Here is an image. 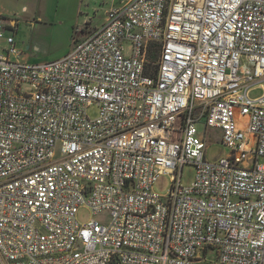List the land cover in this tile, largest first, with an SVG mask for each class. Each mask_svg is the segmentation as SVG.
I'll use <instances>...</instances> for the list:
<instances>
[{
  "label": "built area",
  "instance_id": "built-area-1",
  "mask_svg": "<svg viewBox=\"0 0 264 264\" xmlns=\"http://www.w3.org/2000/svg\"><path fill=\"white\" fill-rule=\"evenodd\" d=\"M11 31L0 16V264H264V0H128L43 63Z\"/></svg>",
  "mask_w": 264,
  "mask_h": 264
},
{
  "label": "rangeland",
  "instance_id": "rangeland-1",
  "mask_svg": "<svg viewBox=\"0 0 264 264\" xmlns=\"http://www.w3.org/2000/svg\"><path fill=\"white\" fill-rule=\"evenodd\" d=\"M104 0H84L83 13L76 18L75 25H67V27H60V24L55 23V30H51L50 24L35 23L32 25L29 15L25 13H18L10 17L2 18V22L5 26H11L10 20L15 18L17 20V29L13 28L11 33L14 35L18 47L24 50V53L33 63H43L48 61H54L60 59L69 54L75 47L74 39L81 38L82 30L85 29V18L87 14H90L91 20H89L88 26L90 28H99L107 15V10L110 8H117L122 6L127 0H116L115 4H112L109 0L108 3H103ZM91 9H89V8ZM93 8L97 10L92 11ZM38 22V20H37ZM40 25H43L42 27ZM92 31V29H90ZM89 31V32H91ZM264 88V81L260 83ZM264 94V90L256 89L252 92L253 97L261 96ZM87 115L91 119H96L99 116V108L97 106L91 107L87 111ZM198 130L200 133H205V124L203 122L198 124ZM212 145L208 150V157L211 160L219 156H225L228 150L219 140V131L211 130ZM173 171H167L166 174L159 176L153 187V191L160 196H167L173 183ZM196 176V167L192 164H188L183 168L181 183L185 187H190L194 182ZM77 219L80 224L85 225L91 220H97L102 224L109 221V213L102 212L100 214H93L87 207H82L78 211Z\"/></svg>",
  "mask_w": 264,
  "mask_h": 264
},
{
  "label": "crops",
  "instance_id": "crops-1",
  "mask_svg": "<svg viewBox=\"0 0 264 264\" xmlns=\"http://www.w3.org/2000/svg\"><path fill=\"white\" fill-rule=\"evenodd\" d=\"M110 1L112 4L116 3V0ZM108 2L109 0L103 1V3ZM83 3L84 0H0V16L1 18H6L23 12L29 15L33 26H36L35 23L50 24L51 30H55L57 24H60L59 26L63 28L67 27V25H75V19H78L83 13ZM111 9L113 8L107 10V13ZM95 10L97 8H93L92 11ZM88 18L91 20L90 14H87L85 18L86 31L94 29L88 26ZM56 21L58 22L57 24L55 23ZM10 24L11 27L17 29V20L15 18L10 20ZM40 26L42 27L43 25Z\"/></svg>",
  "mask_w": 264,
  "mask_h": 264
}]
</instances>
